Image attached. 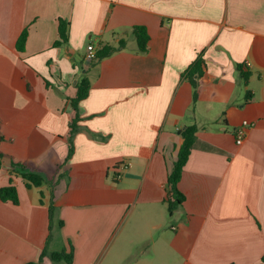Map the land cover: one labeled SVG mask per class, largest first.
<instances>
[{
  "label": "crops",
  "instance_id": "obj_1",
  "mask_svg": "<svg viewBox=\"0 0 264 264\" xmlns=\"http://www.w3.org/2000/svg\"><path fill=\"white\" fill-rule=\"evenodd\" d=\"M61 22L69 36L56 46ZM89 44L118 50L96 63ZM199 56L195 99L183 75ZM188 126L184 201L171 214ZM0 133V190L19 197L0 199V264L71 247L72 264H264V0H0ZM13 164L45 182L27 187Z\"/></svg>",
  "mask_w": 264,
  "mask_h": 264
},
{
  "label": "trees",
  "instance_id": "obj_2",
  "mask_svg": "<svg viewBox=\"0 0 264 264\" xmlns=\"http://www.w3.org/2000/svg\"><path fill=\"white\" fill-rule=\"evenodd\" d=\"M133 32L137 41V47L138 51L140 53H146L148 52L149 47V41L150 36L148 33V30L145 26H136L133 28ZM29 31L28 29L24 30L21 34L18 43L17 48L18 50L22 51L27 42ZM68 24L61 22L59 27V40L55 43L56 46H61L62 44L66 43L68 40ZM120 48L123 47V43L120 42L119 44ZM118 49L110 47L108 45L102 46V48L98 49L96 51V56L93 60L96 63H99L103 59L111 56L113 53H115ZM207 74V65L205 63V60L202 56H199L198 59L186 70V72L183 75V78L187 79L193 88V96L196 99L198 96V87L199 82L201 79H203ZM245 82L248 79V75H244ZM90 81L88 78L84 75L80 82L77 85V94L75 98L71 100V104L75 110H78V104L86 99L89 95L90 91ZM78 115L74 122L71 124V135H70V141H71V149H70V155L73 153L72 149V138L74 136L76 126L75 123L77 122ZM196 132L197 129L195 126H188L186 129L182 132L183 137V144L179 150L177 161L175 162L172 170L169 173L168 177V184H169V212L172 214L174 210L180 206L183 201L184 197L181 194V192L178 189V184L181 181L183 170L185 165L187 164V161L189 159V156L191 154V150L193 148L195 138H196ZM4 141V137L0 133V144ZM4 155L0 151V166L3 162ZM14 168H19L21 172H24L22 174L25 181H27V187H41L43 183L45 182V178L39 174H36L34 172H25L27 170V167L24 164H13ZM0 199L3 202H12L15 205L19 203V197L17 190L14 186H7L0 190ZM50 212V224L52 228V224L54 222V219L56 217V207L54 204L50 206L49 209ZM60 226L63 225L62 222H59ZM49 257L50 260L54 263L62 262L64 261L66 264H72L73 258H74V250L71 247V250L69 252H66L64 250L62 251H55L48 253L46 249L43 250V252L40 255V258L37 262H30L27 264H43L44 258ZM264 262V258H263Z\"/></svg>",
  "mask_w": 264,
  "mask_h": 264
},
{
  "label": "built area",
  "instance_id": "obj_3",
  "mask_svg": "<svg viewBox=\"0 0 264 264\" xmlns=\"http://www.w3.org/2000/svg\"><path fill=\"white\" fill-rule=\"evenodd\" d=\"M96 56V49L93 44H89L87 47V58L89 60H93ZM252 126L249 122L245 121L243 122L242 128L236 131V143L237 145H241L243 143V139L245 136V128H248ZM121 176L118 175L117 179H119Z\"/></svg>",
  "mask_w": 264,
  "mask_h": 264
},
{
  "label": "water",
  "instance_id": "obj_4",
  "mask_svg": "<svg viewBox=\"0 0 264 264\" xmlns=\"http://www.w3.org/2000/svg\"><path fill=\"white\" fill-rule=\"evenodd\" d=\"M76 79H78V76H77V78H76ZM76 82H77V80H76ZM76 82H75V83H76Z\"/></svg>",
  "mask_w": 264,
  "mask_h": 264
}]
</instances>
